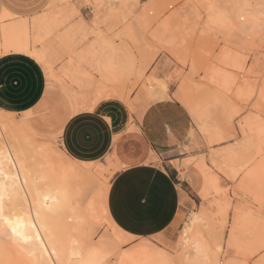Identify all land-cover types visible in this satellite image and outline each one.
I'll list each match as a JSON object with an SVG mask.
<instances>
[{
  "label": "snow or ice",
  "instance_id": "6c2138e0",
  "mask_svg": "<svg viewBox=\"0 0 264 264\" xmlns=\"http://www.w3.org/2000/svg\"><path fill=\"white\" fill-rule=\"evenodd\" d=\"M260 6L264 8V3ZM23 7L33 9L36 14H25L19 11ZM139 7V3H129L127 0L119 5L103 3L101 0H83L80 4L56 3L51 2V0H24L23 3L17 4L11 2V0H3L0 3V21H3L2 36H0V58L25 57V62H30L33 66L38 81L46 82L51 89L55 87V77L50 74L52 62L49 59L48 52L40 48L39 38H37L36 44L33 45V35L45 27H47L50 34L65 33L70 29H78L81 34L78 36L80 40L79 49L81 51L88 49L89 54L100 57L102 52L97 48L100 42L99 37L105 38V52L108 49L115 52L119 48L113 40L107 38L105 29L113 30V23L118 21L120 17L114 13H101L99 10L116 9L123 12L125 23H127L128 13L131 11L135 15ZM192 7L196 8L198 6L192 5ZM66 9H72V15H67ZM81 9L88 10V14L85 15L83 11H80ZM57 10H59V14ZM166 15H168L167 12ZM214 22L219 24L222 29L227 26V22L215 21L210 13L208 26L212 27ZM201 23H203V17H201ZM145 43L149 47H156L149 40H146ZM119 50L126 51L123 48H119ZM157 51H159V48H157ZM260 55L264 56V49L261 50ZM66 59L67 55L62 57L56 66L59 67V64ZM159 59V57H155L154 61L150 62L148 67H142L141 71L144 77H147L149 73H155L149 79L154 81L156 88L159 90L156 95L157 100L172 101L171 105L156 104L149 109V111L159 113L157 119L160 122L167 125L170 131L172 130V121L182 123L184 130L187 131L191 128L190 135L195 136L197 125H201L205 113L212 115L213 110L219 113V109L226 106L228 101L235 104L238 100L247 99L248 103L244 106V111L239 112L232 118V127H227L229 115L225 111L223 117L219 119L216 131L219 135L229 138L227 142L229 149L247 148L250 145L249 128L244 119L249 115L248 109L257 104L258 100V106L264 107V83H259L257 88L252 89L246 97L238 92L233 98L232 93L236 91L235 88L230 89L227 98L220 94L207 97L200 102L204 106L201 108L200 104L189 103L179 91L175 90L173 85H179L180 81L169 72L160 70L156 63ZM241 60L244 61V64L240 67L241 71L247 70L249 64L255 69V53H242L238 57L237 63L239 64ZM261 64L264 65V61H261ZM260 79L264 81V72H261ZM142 82L143 77L137 81V87ZM174 91L175 96L173 95ZM136 95L135 91H132L126 97L125 93L118 89H98L89 96L83 107L79 105L69 107L68 104L63 102H57L55 107L49 105L50 111L55 116L52 121V134L56 137L57 145L59 146L60 142L63 141L65 147L62 151L66 152L70 158H77L78 154L69 147V138L74 143H78L83 149H88L96 143L99 132L103 131L105 133V143H107V127L108 124L112 123V112L110 110L124 106L131 111L133 107L132 97ZM4 100L5 97L0 93V117L8 120V114L15 110L9 108ZM44 100L48 104V96H45ZM124 107L120 108L121 114H123ZM24 111V116L16 115L12 118L19 123L28 120L29 114H35L28 106H25ZM80 113H86V115H80ZM237 122L240 124L239 129L236 127ZM257 130L260 140L259 155L249 154L245 156L240 161L239 166L220 164L218 167L216 166L218 161L214 157L213 165L204 173L206 184L211 182L218 190L230 188L242 178L252 176L253 167L256 161L260 160L261 167L255 178L264 187V116L261 117ZM241 132L244 136L243 140H241ZM173 138L175 139V137ZM6 150L11 153V149L6 148ZM17 155H19V152H17ZM97 155H101V162L103 163L102 153ZM79 158L95 159V157ZM108 159L115 162L111 151L108 152ZM13 165H15V161H13ZM165 171L167 170L165 169ZM123 179L127 180V188L133 194L127 199L122 210L120 209L119 199H117L113 215L116 216V223L121 231L132 236L135 232L141 231L143 227V207L147 203L143 200V196L148 191V176L130 174L123 177ZM15 180L18 182V177ZM12 187L14 189V185ZM6 198L11 203L13 191L9 190L7 183H3L0 184V229L3 230L4 235L8 236L11 244L21 252H28L33 257L31 264H61L60 253L56 250L55 237L48 233L46 221L41 219V210L36 209V216L33 218L34 206L29 203L27 216L21 215L20 212L13 214L10 211L6 213ZM76 199L78 198H74L72 192H66L64 200H58L57 207L49 209V214L53 217H59L66 223L70 222L71 219L75 218L72 214L77 210ZM232 206V204L229 205L230 208ZM117 211L120 212V215H117ZM134 222V227H128L129 224ZM197 222L209 223L208 231L215 233L220 242V247L219 249L208 248L205 251L201 244H196L194 264H264V212H261L258 218L252 216L247 220H243L239 207L236 208L235 215L231 211L225 215L222 203L221 210L215 213L214 219L210 222L193 221V223ZM100 230L103 231V227ZM151 231V239L148 238V233H143L145 238L143 243L138 239H129L126 243L121 240L118 246H114L113 249L108 251L96 248L90 249L88 259L82 260L81 264H179L176 258L171 255V252L167 251L168 233L171 232V229H167L164 235L160 234L159 229ZM9 232L10 235H8ZM42 233L48 234L44 235ZM162 243L165 245L164 248L161 247ZM37 247L41 249L43 255L47 256L46 261L35 260V249ZM49 248H51V251H49ZM120 253H123V255H120ZM113 255H115V259H109ZM220 256H223L224 259L221 260ZM0 264H15V262L6 260L0 255Z\"/></svg>",
  "mask_w": 264,
  "mask_h": 264
},
{
  "label": "rangeland",
  "instance_id": "374dc122",
  "mask_svg": "<svg viewBox=\"0 0 264 264\" xmlns=\"http://www.w3.org/2000/svg\"><path fill=\"white\" fill-rule=\"evenodd\" d=\"M122 1L125 2V0H101V2L103 3H111L114 5H119ZM217 1L223 2V0ZM2 2L3 0H0V3ZM11 2L21 4L24 2V0H11ZM82 2L83 0H69L67 4H80ZM127 2L140 4L139 10L135 15H133L131 11L128 13L127 23H125V15L123 12H119L116 9L99 10L101 13H104L107 10H113V13L119 15L120 19L114 22L113 30L109 31L105 29V31H107L106 33L108 39L113 40V42L117 44L119 48H123L126 51L122 52L118 48L115 51V57L114 53H112L114 57L113 59L115 60H113V62L111 61L112 58L109 55L111 51L113 52V50L108 49L105 52L101 48L102 46H97V48L101 50L102 54L104 51V56L101 55L100 57H96L94 55L93 59H91L88 63L82 65V69L92 77L93 82L97 86L96 89L94 88L88 92V94L86 95L87 101L89 96L98 88L112 89V86L108 83H105L99 76V74L95 71L96 67L102 63L103 57H107V62L112 64L111 66L113 70L117 72L118 75L122 73L120 76V78H122L120 84L122 89L121 92H124L126 97L132 91H135L137 93L136 96L132 97L133 107L131 111H129L128 108L124 106L117 107L113 110L121 114L120 108L124 107L123 113L125 115L129 114V116H132L134 121L129 118L130 122H134L137 124H142V119L144 122H149L151 125L156 123V120L153 121L152 119H157V117H148L149 109L154 107L156 104H172L171 100L156 99V95L159 90L156 88L154 81L149 79V77H153L155 73H149L147 77H144L143 72L141 71V68L148 67L149 63L153 62L155 57L160 58L156 63L161 71L169 72L180 81L179 85H173L175 90L179 91L182 96L184 94L185 96L183 97H185V99L189 103L194 105L200 104V102L205 98L214 97L216 94H220L223 97L227 98L229 92H222V86L224 85V90L227 87V91H230L231 88H235L236 91L232 93L233 98H235L236 93L238 92L246 97L250 92H248L243 87V85H241V78H243V76L247 78L245 80H248L250 82L249 84L253 85V88H256L257 84L262 82L260 76L261 72H264V65L261 64V61H264V56H261L260 52L262 49H264V38L260 39L259 37H257L258 35H256L253 40H251L250 37L235 39L230 38L228 40L221 33L211 32L210 34H208V38L205 36V38L203 37L202 39L200 37L201 29H199L197 24L198 10L192 7V5L194 4L196 6L198 5L192 0H177L172 8L167 7L163 11L153 8V12L146 9V7H149L148 4L150 0H142V2L141 0H127ZM154 10H156V12ZM19 11H22L25 14H36L33 9H29L27 7H23L19 9ZM80 11H83L85 15L88 14V10L86 9H81ZM166 12L168 13V15L165 16ZM195 14L197 16H195ZM168 21L169 25L167 26ZM2 23L3 21H0V25ZM127 25L130 27V31L128 33L122 31L125 30V27ZM80 35L81 34L79 33V36ZM125 35H129V38L128 36L125 37ZM146 40L151 41L154 45H156V47H149L145 43ZM231 45L235 46L236 48ZM157 48H159V51H157ZM76 51H81L79 49V44L76 46ZM242 53L256 54L255 69H253L252 65L249 64L247 70H245L246 72L244 71V75H242L240 73L241 71L239 70V67L244 64V61L241 60L239 64L237 63L236 67H233L231 63L232 61L230 62L228 60L229 58L225 57L224 59V55L236 56V58H238ZM61 58H54L52 60L51 72L55 77V87L50 89L49 85L46 83V91L44 97L48 96V104L45 103L43 97L40 103L34 109H32L35 114H29L28 118V121H31L35 125L31 129L33 134L35 135V144L39 145L40 147L42 146L45 148H51L58 154V158H55L53 160L54 165L64 161L65 157L63 154L64 151H62V142H60L58 146L56 137L52 134V121L55 119V116L50 111L49 105L55 107L57 102H63L68 104V106L70 107L73 102L69 98V96L64 93L65 87H67V89L69 88L72 93L77 94L76 88L71 87L69 81L62 78V68L66 65L68 59L63 60V62L59 64V67L56 66ZM100 58L101 61H99ZM211 62L214 64H212ZM113 63H115V67L113 66ZM208 66H211V68H207ZM223 67L226 68L223 69ZM221 69L224 70L223 72L229 73V75H224L223 72H221ZM208 71L213 72V76L210 75V72V74H208ZM214 73L216 78H221H219V81L216 79H212L213 84H210L208 82H210L211 80H209L208 78L206 79V77L209 75L210 78H215ZM237 73L240 75H237ZM231 74L232 76H230ZM141 77H143V82L139 84V87H137V81H139ZM232 78H236V80H232ZM238 78H240L241 81L238 80ZM221 80L225 81L226 83H231V88H228V84L220 82ZM216 82L218 85L217 88H219L220 90H216V87L213 86L214 84L216 86ZM219 83L222 84L219 85ZM150 91H152L155 96L153 97L152 101L145 103L146 100H143L144 93ZM173 95L175 96V91L173 92ZM247 103V99L238 100L235 104H233L231 101H228L226 106H222L219 109V113H217L215 110H213L212 115H208L207 113H205L202 118L201 125H197L195 136L190 135L191 128L185 131L183 124H178L177 122L172 121L171 124L174 125H172V130L170 131L167 125H161V122L158 120L159 126L162 131L161 134H164L169 141V144L167 146L168 150L164 154V157H166L164 158V160L165 162H168L167 168L173 174L176 182L181 184L184 191L188 193L190 199L192 200V207H184L185 213L182 214L180 226L171 229V232L168 233L169 239L167 251L171 252V255L176 258L179 264H194L195 261L193 260L191 262H185L183 260H187V256L186 258L185 256H181L183 252V247L180 242L181 233L183 229L187 227L186 225L189 224V221L192 218L191 216H194L195 214H203L205 216V221L210 222L215 218V213L218 212L216 207L210 205L213 197L211 195L206 196L205 194L209 183H205L204 173L206 170H208L209 167L213 165V157H215V160L218 161V164L216 165L218 167L220 164L225 165V155L228 154L227 156L229 158L232 155V153L230 152H233V154L237 153V156L240 157L241 155H244L245 157L250 153L252 155L256 154L255 156L259 155L256 151H253V149L256 150L254 145L255 141L253 139L254 134L249 127V135L251 136H249V139L250 141H253L252 146H254V148H245L246 151L249 149V151H245L247 154L244 153V148H235V150L229 149L227 147V142L229 140L228 137L221 135L214 136V131H216L219 119L223 117L225 111H227L229 116L232 115L231 117H229V123L227 125L228 128H231L232 120H230V118L232 119L239 112H243L244 106L247 105ZM255 105H253L254 107L252 106L248 109L249 115L244 119L246 125H249L253 130L258 128L260 119L262 116H264V107L258 106L259 101H257V105ZM200 106L201 108L204 107L203 104H200ZM234 113L236 114L234 115ZM24 115V113L19 114V116ZM15 116L16 115H13V117ZM236 127L237 129H239V122H237ZM242 135L243 133L241 132V140L244 139V136ZM173 137H175V139ZM219 138L223 139L217 141L216 139ZM251 144L252 142L249 145L250 147ZM222 145L224 146L222 147ZM226 150L231 151H229L228 153ZM222 154L224 155L221 157ZM159 157L160 158L156 159V162H164L162 160L163 156L160 155ZM242 157L238 160V157H236L234 154V156L232 155L230 157V161L227 158L229 162H227L226 164L233 165L237 164L236 162L239 161L237 164L238 166ZM60 158H63V160L61 161ZM235 160L236 162H233L232 164L231 161ZM76 167L79 169V173L85 172L89 174V178L85 176L86 178L84 179L81 176V180H91L93 182L95 180V183L92 182V187L94 188L92 190L94 193L100 191L103 187L108 186L115 172L113 170V167L108 165L107 162L105 164L97 162L91 166H83L79 164V166L76 165ZM260 167L261 161L257 160L253 167V172H258ZM251 182L253 181L250 179L245 180V178H242L239 182L233 184L230 188L219 189V198L225 205V215H227L229 211L235 214L237 207H239L240 209L243 220H247L252 216L258 218L261 212H264V203H262L261 200L259 201V199L256 200V198L251 197L250 195L248 196V194L244 191V187ZM229 183L231 184L232 182ZM94 184H96L97 188L94 186ZM257 185L254 186H256L259 191L263 192L264 187H262L260 183H258ZM230 204L233 205L231 208L229 207ZM202 225L205 226L203 227V238L204 241L209 245V248H219L220 242L216 238L215 233L209 231L207 232V230L209 229V223H205V225L204 223H202ZM91 227L93 228V230L89 240L90 243L95 244L105 236L111 238L115 235L114 237H118L119 239L123 238L121 237V235L115 234L110 229L107 222L102 218H98V220L91 224ZM102 227L103 231L100 230ZM164 233L165 232L160 234L164 235ZM151 238L152 237H150L149 239ZM138 240L141 243L145 242V239ZM161 247L164 248L165 245L162 243ZM189 256L191 257V255ZM189 256V260L187 261H190ZM219 258L221 260L224 259L223 256H220ZM109 259L114 258L109 257Z\"/></svg>",
  "mask_w": 264,
  "mask_h": 264
},
{
  "label": "bare ground",
  "instance_id": "6f19581e",
  "mask_svg": "<svg viewBox=\"0 0 264 264\" xmlns=\"http://www.w3.org/2000/svg\"><path fill=\"white\" fill-rule=\"evenodd\" d=\"M176 1L177 0H150L148 4L149 7H146V9L151 10V12H153L152 11L153 8L163 11L167 7L172 8L173 5L176 3ZM192 1L198 5V8H195L196 10H198V16L196 14L195 16H197L198 27L199 29H201L200 37L202 39L203 37L205 38V36L208 38L209 37L208 34H210L211 32L221 33L228 40L230 38L235 39V38H243V37L244 38L250 37L251 40H253V38H255L256 35H258L257 37H259L260 39L264 38L261 37L264 36V8L260 6L262 3H264V0H223V2H219L217 0H192ZM52 2L68 3L69 0H52ZM121 3H123V1L120 2V4ZM112 11L107 10L104 13H113ZM154 11L156 12V10ZM57 13L59 14V10H57ZM72 13H73L72 9H66L67 15L70 16L72 15ZM210 13L215 18V21H218L220 23L227 22V26L222 29L219 26V24L214 22L213 26L209 27L208 17ZM201 17H203V23H201ZM168 25H169V21L167 23V26ZM2 29H3V23L0 25V36H2ZM122 31L128 33L130 31V27L127 25L125 27V30ZM78 36H79L78 29H70L68 32L65 33L50 34L49 31L47 30V27H45L43 30L38 31L37 34L33 35L32 43L33 45H35L37 42V38H39L40 46H41L40 48L48 52L49 59L51 60V62L54 58H61L67 55L68 60L66 62V65L62 68V78L68 80L71 87L76 88L77 94L72 93L69 90V88L67 89V87L64 88V92L68 95H71L79 102L84 103L87 101L86 95L88 94V92L94 88L96 89L97 86L93 82L92 77L89 76V74L82 69V65L88 63L91 59H93L94 55L89 54L88 49H84L83 51H76V46L80 43ZM126 36H128L129 38V35H125V37ZM104 39H105L104 37H99L100 42L97 45L98 47L102 46L101 48L103 50H104ZM112 53H114V57L116 55V52H112V51L110 52L109 55L112 58L111 61L114 60ZM102 56H104V51ZM225 57L229 58L228 60L230 62L232 61L231 63L233 67H236L238 61V58H236V56L224 55V59ZM99 61H101V58ZM107 61H108L107 57H103L102 63L96 67L95 71L99 74V76L102 78V80L105 83H108L112 86V89H118L122 91L120 85L122 79L120 78V76L122 73L120 72L121 74L118 75L117 72L113 70L111 66L112 64L108 63ZM114 64L115 63H113V66L115 67ZM207 68L210 69L211 66H208ZM224 68L226 67H223V69ZM223 69H221V72L224 71ZM51 70L52 68H50V74H52ZM245 72L241 71L240 73L244 75ZM207 73L213 76V72L208 71ZM223 74L229 75V73L226 72H223ZM237 75L240 74L237 73ZM230 76H232V74ZM214 77H215V73H214ZM207 78L211 80L208 83L213 84L212 79H216L219 81V78L221 77L210 78V76L208 75L206 79ZM240 78H238V80L241 81L242 79L241 85H243V87L248 92H250L252 89H255V87L254 88L252 87L253 85L249 84L250 82L248 80H245L247 79L245 78V76H243V78L241 79ZM232 80H236V78L235 79L232 78ZM220 82L226 83L225 81L222 80ZM222 83H219V85H221ZM261 83H264V81H262ZM226 84H228V88H231V83L228 82ZM213 86L216 87L215 88L216 90L219 89L217 88L218 86L217 82H216V86L215 84ZM224 86H222L223 87L222 92H229L227 91V87L224 90ZM258 95L259 94L257 92V96ZM154 96L155 94H153L152 91L144 93L143 100L144 101L146 100L145 103H148L152 101ZM183 96L185 95L183 94ZM235 114L236 113H234V115ZM8 115H9L8 120H4L2 117H0V184L7 183L9 185V190L13 191L12 202L9 203L7 198L5 200V205H6L5 212L9 213L11 211V213L13 214L16 212H20L21 215L27 216L29 203H31L34 206L32 216L33 218H35L36 209H40L41 219L46 221L48 233L54 235L55 237L56 250L60 253L59 259L61 261V264H81L82 260L88 259L90 249L96 248V249L108 251L113 249L114 246H118L121 240H123L126 243L129 240V238H127L110 219L109 210L106 204L109 186H105L100 191L94 193L92 190L94 189L92 187L93 181L81 180V176L85 179L86 178L85 176L89 178V174L85 172L79 173V169L76 167V165L79 166V163H76L74 162V160L72 161L71 159H69V157H67L68 155H64L66 161L65 160L62 161L63 158H60L62 162L54 165L53 160L55 158H58V154L56 153V151L52 150L51 148L48 147L45 148L42 146L40 147L39 145L35 144V135L31 130L32 127L35 126L34 123L28 120L18 123L16 120L12 118L13 117L12 114H8ZM230 120L232 119L230 118ZM247 126L251 129L252 133L254 134L253 139L255 141L254 145L256 150L253 149V151H256L257 154H259L260 140H259V132L257 130L258 128L253 130L249 125ZM218 135L219 134L217 133V131H214V136H218ZM221 139L223 138H219L216 140L219 141ZM251 142H252L251 147L250 146L247 147L249 149L254 148V146H252L253 141ZM6 148L11 149V153H9V151H7ZM233 149L235 150V148ZM246 149L244 150V153L249 151V149L247 151ZM226 151L229 153V151L231 150H226ZM17 152H19V155H17ZM230 153H232L233 156L235 154V156L238 157V160L242 156L243 157L241 160L245 158L244 155H241L242 153L239 154L241 155V157L237 156L238 155L237 153L234 154L233 152ZM223 155L224 154H222L221 157ZM227 155H225L227 160L224 161L225 165H227L226 163L230 161V157L232 156L229 155L230 157L228 158ZM227 158L229 159V161ZM13 161H15V165H13ZM231 162L233 164V162H236V160ZM238 162L236 163L238 164ZM237 164H233V165L237 166ZM81 165L91 166V164H81ZM256 173L258 172H253L252 176L245 177V180L250 179L253 182L246 185L244 187V191L248 194V196L250 195L251 197L256 198V200L259 199V201L261 200V202L264 203V191L261 192L257 189L256 186H254L259 183V181L255 178ZM17 177H18V182H16L15 180V178ZM93 183H95V180ZM13 185H14V189L12 187ZM94 186L97 188L96 184H94ZM66 192H72L74 194V198H78L76 199L77 210L75 213L72 214L75 218L71 219L70 222L67 223L64 222L62 219H60L59 217H53L49 214V209L57 207L58 200L60 201L64 200ZM205 194L206 196L211 195L213 197V200L211 201L210 205L216 207L218 212H220L221 204H222V201L219 198L220 190H218L215 186L211 184V182H209ZM224 208L225 205L223 203V212L225 214ZM191 217L192 218L189 221V224H187L186 225L187 227L183 229L180 238V242L183 247L182 248L183 252L181 256H185V258L187 256V260H189L188 256L191 255L190 261L183 260L185 262H191L195 260L194 257H196V250H195L196 244H201L205 251H207V249L209 248V245L204 241L203 238L204 237L203 227L205 226H203L202 223L200 222L193 223V221H201V220L205 221V216L203 214H195L194 216ZM98 218L104 219L109 225L110 229L115 234L121 235V237L123 238L119 239L118 237H114L115 235L111 238L105 236L95 244L90 243L89 240L93 230L91 224L94 223L96 220H98ZM48 233H42V234L47 235ZM8 235H10V232L8 233ZM49 251H51V248H49ZM130 251L132 250L130 249ZM35 252H36L35 255L36 261L47 260V256L43 255L39 247L35 249ZM0 255H2V257L6 260H11L15 262V264H31L33 260V257L30 256L28 252H21L18 249H16L11 244V241L8 239V236L3 234L2 229H0ZM120 255H123V253H120ZM111 257L115 259V255Z\"/></svg>",
  "mask_w": 264,
  "mask_h": 264
},
{
  "label": "crops",
  "instance_id": "0c3cea01",
  "mask_svg": "<svg viewBox=\"0 0 264 264\" xmlns=\"http://www.w3.org/2000/svg\"><path fill=\"white\" fill-rule=\"evenodd\" d=\"M25 60V57L16 56L0 58V93L5 97L4 103L15 110L9 113L12 115L25 114V106L34 109L43 99L46 91V82L38 81L33 66ZM68 96L73 102L70 107L74 105L83 107L82 105L86 103L79 102L71 95ZM110 111L112 112V123L107 127V143H105L103 131L99 132L96 143L88 149H83L69 138V147L78 155L77 158L67 157L79 164L94 165L101 162V155L97 154L102 153L103 164L107 162L113 167L115 172L108 185L106 204L110 219L119 229L116 216L113 215L115 202L119 199L122 210L127 199L133 194L127 188L128 182L123 177L130 174L148 176V191L143 196V200L147 201L143 207V227L141 231L135 232L132 236L120 229L127 238L145 239L143 233H148V238H150L152 237L151 230L159 229L160 233H163L169 228L180 226L182 214L185 213L184 207H192V200L167 168L168 162H165L164 154L168 150L169 141L164 134H161L158 119H152L156 120V123L152 125L144 122L143 119L142 124H137L130 122L129 118L132 121L134 119L129 114ZM148 114L151 118L159 115L158 112L152 111ZM80 115H86V113H80ZM161 125L164 124L161 122ZM61 142L62 149H64V142ZM109 151L112 152L115 162L108 159ZM63 154L67 155L66 152ZM160 155L163 156L164 162L157 163L156 159L160 158ZM79 157H95V159H80ZM117 215H120L119 211ZM134 224L135 222L129 224L128 227H134Z\"/></svg>",
  "mask_w": 264,
  "mask_h": 264
}]
</instances>
